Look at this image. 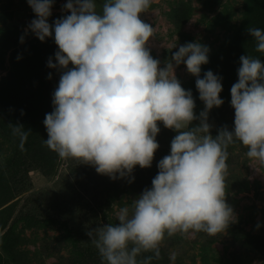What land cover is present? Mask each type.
I'll return each instance as SVG.
<instances>
[{
  "label": "clouds",
  "instance_id": "9594fccd",
  "mask_svg": "<svg viewBox=\"0 0 264 264\" xmlns=\"http://www.w3.org/2000/svg\"><path fill=\"white\" fill-rule=\"evenodd\" d=\"M27 3L36 15L28 25L31 32L43 42L54 31L58 46L57 63L50 58L48 67L62 74L53 111L43 123L48 136L44 143L59 158L91 165L115 180L117 174L130 176L137 165L151 166L159 148L158 122L177 132L170 154L158 163L152 187L119 208L118 223L87 231L101 264H140L142 252L159 258L165 235L216 236L237 222L225 199L228 147L239 141L247 149L249 166L264 173V61L240 57L238 82L231 87L234 128L225 126L213 137L208 112L224 101L220 77L209 70L199 78L209 49L187 43L161 68L147 47L154 28L141 19L152 0H104L100 12L96 0H68L62 10L71 14L53 25L48 23L53 0ZM248 33L256 41L255 51L264 53V30L249 27ZM181 63L197 77L205 105L199 117L191 91L175 76ZM196 119L200 123L189 128ZM22 128H13L21 136V148L27 138ZM169 259L174 264L176 253Z\"/></svg>",
  "mask_w": 264,
  "mask_h": 264
},
{
  "label": "rangeland",
  "instance_id": "374dc122",
  "mask_svg": "<svg viewBox=\"0 0 264 264\" xmlns=\"http://www.w3.org/2000/svg\"><path fill=\"white\" fill-rule=\"evenodd\" d=\"M67 2L53 0L50 25L71 14L62 10ZM96 3L100 12L104 0ZM33 19L36 15L27 0H0V212L6 211L0 215V264H101L87 231L118 223L119 208L130 206L149 188L143 185L158 174V163L170 154L177 132L158 122L159 148L151 166L137 165L130 176L117 174L115 180L91 165L59 158L44 143L48 136L43 123L53 111V93L62 74L48 67L50 58L57 63L58 46L54 31L43 42L31 32ZM141 19L154 28L147 47L161 68L187 43L199 42L209 49L199 78L209 70L220 77L224 103L208 112L207 123L213 137L225 126L231 131V87L238 82L240 57L264 61L248 33L249 27L264 30V0H152ZM175 76L185 91H191L199 117L205 105L199 99L197 77L184 63L175 67ZM199 123L196 119L189 128ZM16 125L27 132L22 148L20 134L13 132ZM246 151L237 141L228 147L226 161L225 199L237 222L216 236L165 235L159 258L142 252L137 257L140 264L148 257V264H173L172 253L174 264H264V173L249 166Z\"/></svg>",
  "mask_w": 264,
  "mask_h": 264
},
{
  "label": "trees",
  "instance_id": "16d2710c",
  "mask_svg": "<svg viewBox=\"0 0 264 264\" xmlns=\"http://www.w3.org/2000/svg\"><path fill=\"white\" fill-rule=\"evenodd\" d=\"M151 185H152V183H150V184H147V183H146V184H144L143 186H144V187H149V188H151V187H152ZM5 212H6L5 210H4V211H1V212H0V215H1V216H4Z\"/></svg>",
  "mask_w": 264,
  "mask_h": 264
}]
</instances>
